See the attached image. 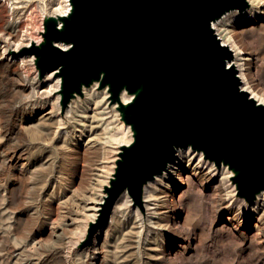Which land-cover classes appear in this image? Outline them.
Returning <instances> with one entry per match:
<instances>
[{
  "label": "rangeland",
  "instance_id": "rangeland-1",
  "mask_svg": "<svg viewBox=\"0 0 264 264\" xmlns=\"http://www.w3.org/2000/svg\"><path fill=\"white\" fill-rule=\"evenodd\" d=\"M9 3L18 0L0 2V264H264V198L248 205L236 196L229 173L192 152L190 160L180 155L179 176L144 186L143 211L123 195L99 240L79 248L131 131L108 98L102 125L93 110L84 114L87 90L101 94L96 84L71 99L64 113L52 106L57 91L36 92L47 73L39 79L29 56L12 61L2 48L23 40L22 50L27 40L41 39L48 13L34 3L12 19ZM241 16L229 13L215 25L230 31L248 58V85L264 96V0L256 14ZM11 20L15 32L7 26ZM153 184L155 203L148 204Z\"/></svg>",
  "mask_w": 264,
  "mask_h": 264
},
{
  "label": "water",
  "instance_id": "water-1",
  "mask_svg": "<svg viewBox=\"0 0 264 264\" xmlns=\"http://www.w3.org/2000/svg\"><path fill=\"white\" fill-rule=\"evenodd\" d=\"M67 15H46L32 55L37 76L56 69L59 110L93 84L131 131L121 144L96 215L79 248L93 245L124 193L144 209V186L162 175L177 150L201 153L231 171L248 205L264 195V105L241 89L231 49L213 22L246 0H68ZM131 96L122 102L121 93ZM99 240V239H98Z\"/></svg>",
  "mask_w": 264,
  "mask_h": 264
},
{
  "label": "bare ground",
  "instance_id": "bare-ground-1",
  "mask_svg": "<svg viewBox=\"0 0 264 264\" xmlns=\"http://www.w3.org/2000/svg\"><path fill=\"white\" fill-rule=\"evenodd\" d=\"M1 1L2 0H0V2ZM246 1L248 2V7L243 12H239L242 15L241 17L252 16L253 14H256L259 11V0H246ZM34 3L37 4V7H38V9H39V11L41 13H48L47 15H50V16L51 15H55V16L56 15H59V16L67 15V11L69 10V7H70L68 0H60V1L59 0H53V1H50V2H48L47 0H18V3H16V4L9 3V6H8L9 11L8 12H10L13 15V17H11L12 19L15 18V17H17V19H18L19 17H21V16H18L20 14L19 12H22L24 10L23 12L25 13V11L28 10L31 7V5L34 4ZM15 5H16V7H15ZM45 8H47L48 10L45 11L44 10ZM235 12L236 11H230L229 13H235ZM229 13L225 14L223 17L229 15ZM231 17H233V16H231ZM17 19H15V20H17ZM232 19H235V18L233 17ZM15 23H16V21L11 20L9 22V25H7V26H9V28L11 30H13ZM212 25L214 26L215 32H216L217 36L219 37V40L221 41V43L224 44V45H226L227 47H229V49H231V51H232V54H233V57H234L233 60H232V64L234 65V67H235V69H236V71H237V73L239 75V78H240V81H241V89H244L245 91H248V93L250 94V96L257 103L264 105V96L263 95H259L258 92H255L249 86L250 84L248 85V80L246 79V73H244L245 66L247 64L248 58L244 56L243 51L239 48L238 45L235 44L236 42L233 41V39L231 37V33H229L230 32L229 30L226 33L223 34L224 29L221 30V28H218L215 25V22H213ZM12 32H15V31L13 30ZM16 34L17 33H15V34H12L11 33L12 39H14V40L17 39ZM39 39L38 40H35V42H38ZM18 41L19 40H17V42ZM22 42H23V40L19 41L18 43H15L14 45L11 44L12 45L11 47H13V48H2L3 49V54H5V56L7 58H9L10 60H12V61H19V60L22 61V60H24L23 58L25 57L26 54L22 53V50H20V48L22 47V44L24 43V42L23 43ZM29 45H30V41L27 40L25 42V46H29ZM26 56L27 57L29 56L28 59L26 58L27 61L33 64V62H32L33 61L32 55H26ZM30 83H32V82H30ZM59 84H60V78H59V75H58V71L56 69H52V71L48 72L45 75V77H44V79L42 81L40 80V81L36 82L35 89L37 90L36 92H39L40 95L41 94H49V93H51L53 91V89H54V92H56L58 90V88H59ZM86 89L87 88H85L83 90H86ZM86 93H88V95H87L88 96L87 97L88 104L85 106L84 114H86V112H88L89 110H93L95 112L96 116H97V117L96 116H94V117L97 118V122L99 123V125H102V123L105 122V120H106V114H107V112L105 111V108L106 107L104 106V105H106V103L105 104L103 103V100H105V98H108V96H109V93L107 91V87H103L102 88L101 94L103 96L101 97L100 100H98V98L101 96V94H95V93H92V92L90 93L89 90H87ZM120 97H121L122 102H124V103L127 102V101H129L130 98H131V96L128 95L124 91H122ZM59 99H60V94L57 92L56 93V96H55V98L53 100V104L51 103L53 107H58V105H59ZM112 109L115 110V104L112 105ZM47 112L45 111V113H47ZM116 112H117V110H116ZM49 113L48 114L51 115V112H49ZM94 117H93V119H94ZM84 118H85V116H83V119ZM126 126H127V130H128L129 129V126L128 125H126ZM187 152L188 153H191V152L192 153H195V152L191 151L189 148H184V150H177V152H176L177 158L173 162H171V163L168 164L167 170L165 171V175L164 176H162V175H157L156 176V178L159 177L160 183H164V180L169 181L172 178L171 176H173V175L175 177L179 176L178 175L179 173L177 172V170L179 168H181L182 166H184V162H182L183 161V157L180 156V155L181 154H184V156H187L188 157V160H190V158H192V156L188 155ZM195 154H196L197 158L199 159V161H200V159L204 160L203 157H202V155H201V153H195ZM185 161H187V159ZM207 164H208L209 167H213L212 163L211 162H208L206 160V165ZM173 165H175L177 168L175 169L174 167H172ZM169 169H171V170H169ZM220 170L222 172L229 173V176L232 175L231 171H228L225 166L224 167L222 166ZM156 188L157 187L155 186V184H153L151 187L148 188L149 189L148 195H147V197H148V200L147 201H149L148 204H152L150 201H153L154 202L153 197L155 195V191L157 190ZM158 188H160V187L158 186ZM125 194L126 193L122 194L120 196V198L123 195L125 196ZM120 198L118 199V201L114 205V206H116L115 209H117V207H118L117 204L120 202ZM263 198H264L263 193L258 194L257 197H256L257 200L255 201V203L259 204L258 202L262 201ZM262 202H264V201H262ZM154 203H153V205H154ZM151 207H152V205H149V208L150 209H153ZM95 215H96V212L92 216V219L95 217ZM99 235H100V233H98L95 236V238H94L95 241L98 240Z\"/></svg>",
  "mask_w": 264,
  "mask_h": 264
}]
</instances>
